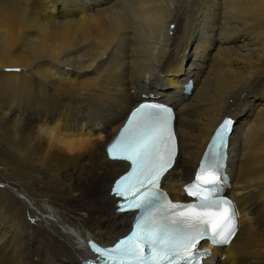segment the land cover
Wrapping results in <instances>:
<instances>
[{
	"label": "bare ground",
	"instance_id": "bare-ground-1",
	"mask_svg": "<svg viewBox=\"0 0 264 264\" xmlns=\"http://www.w3.org/2000/svg\"><path fill=\"white\" fill-rule=\"evenodd\" d=\"M146 99L176 109L173 200L235 120L238 231L204 264H264V0H0V264H83L125 234L105 146Z\"/></svg>",
	"mask_w": 264,
	"mask_h": 264
},
{
	"label": "snow or ice",
	"instance_id": "snow-or-ice-1",
	"mask_svg": "<svg viewBox=\"0 0 264 264\" xmlns=\"http://www.w3.org/2000/svg\"><path fill=\"white\" fill-rule=\"evenodd\" d=\"M176 119L171 106L140 103L106 146L110 160L130 166L111 189L116 210L139 215L130 232L113 246L89 242L103 264H202L210 255L202 241L227 246L236 236L238 209L224 194L235 120L224 118L216 128L194 177L183 187L187 199L173 200L162 182L178 156ZM44 134L55 137L56 132Z\"/></svg>",
	"mask_w": 264,
	"mask_h": 264
},
{
	"label": "clouds",
	"instance_id": "clouds-1",
	"mask_svg": "<svg viewBox=\"0 0 264 264\" xmlns=\"http://www.w3.org/2000/svg\"><path fill=\"white\" fill-rule=\"evenodd\" d=\"M79 143L81 144V146H86L89 144V141L87 139H82L79 141Z\"/></svg>",
	"mask_w": 264,
	"mask_h": 264
},
{
	"label": "rangeland",
	"instance_id": "rangeland-1",
	"mask_svg": "<svg viewBox=\"0 0 264 264\" xmlns=\"http://www.w3.org/2000/svg\"><path fill=\"white\" fill-rule=\"evenodd\" d=\"M163 87H165V88H167V89L169 88L168 91H170V89H171V88L168 87L167 85H165V86H163ZM194 87H195V84H194V82H193V88H194ZM161 88H162V87H161ZM147 95H149V94L147 93ZM156 96H158V95H156ZM180 96L182 97L183 94L180 93ZM141 100H142V99H141ZM160 101H162V100H160Z\"/></svg>",
	"mask_w": 264,
	"mask_h": 264
},
{
	"label": "water",
	"instance_id": "water-1",
	"mask_svg": "<svg viewBox=\"0 0 264 264\" xmlns=\"http://www.w3.org/2000/svg\"><path fill=\"white\" fill-rule=\"evenodd\" d=\"M170 106H172V107H173V105H172V104H170Z\"/></svg>",
	"mask_w": 264,
	"mask_h": 264
}]
</instances>
